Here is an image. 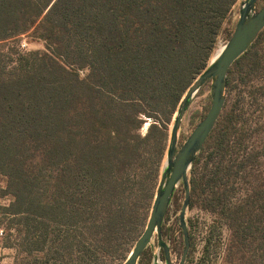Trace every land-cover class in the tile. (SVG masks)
<instances>
[{
  "label": "trees",
  "instance_id": "16d2710c",
  "mask_svg": "<svg viewBox=\"0 0 264 264\" xmlns=\"http://www.w3.org/2000/svg\"><path fill=\"white\" fill-rule=\"evenodd\" d=\"M236 2L0 0V43L28 34L46 45L15 51L13 66L0 59V178L12 198L0 204V225L15 231L8 245L35 254L49 245L60 264H71L75 248L92 263L115 257L153 198L167 123ZM263 35L236 61L238 74L230 71L227 106L191 175V193L202 191L229 229L222 264H264V177L256 174L264 145L246 150L243 106L258 98L245 93L242 113L231 99L238 85L264 91L253 86ZM144 116L163 118L162 130L153 124L142 136ZM237 183L248 195L239 206L231 202Z\"/></svg>",
  "mask_w": 264,
  "mask_h": 264
},
{
  "label": "rangeland",
  "instance_id": "374dc122",
  "mask_svg": "<svg viewBox=\"0 0 264 264\" xmlns=\"http://www.w3.org/2000/svg\"><path fill=\"white\" fill-rule=\"evenodd\" d=\"M246 0H237L233 7V12L229 16V19L222 27L217 42L211 58L209 59L208 65L214 60L217 52L220 48H224L227 42L230 40L233 32L235 30L237 21L240 17V10L243 2ZM264 7V0H258L257 11ZM264 31V30H263ZM262 31V32H263ZM263 43L261 45V52L264 54V35ZM24 45V47H23ZM254 45V44H253ZM252 45V46H253ZM252 48V47H251ZM250 48V49H251ZM46 49V45L43 41L35 40L27 35L21 36L17 41L9 43H0V59L5 63L10 64V66L16 65V60L18 55L13 54L18 51L20 54L32 52V51H43ZM249 49V50H250ZM260 50V47L258 48ZM261 70L257 72L254 77V88L261 87L264 85V58ZM236 63V62H235ZM232 66L230 69L234 71L233 75L236 76L241 67V63ZM207 65V66H208ZM82 77L86 75V71H79ZM230 73V72H229ZM229 76V75H228ZM198 77V76H197ZM241 86L238 85L231 95L232 101L238 100L239 112L242 113L241 100L245 96V93L255 95L258 100L253 103V98L246 97L244 106L245 117L247 118L246 124L248 129L247 134V151L254 153L263 148V132H264V91H247L248 88H243L241 91ZM184 96V94H183ZM182 96V97H183ZM182 99V98H181ZM229 99V88L227 87V101ZM181 101V100H180ZM180 103V102H179ZM225 104V108L226 105ZM212 105L211 97V82L205 84L201 90L194 96L187 113L183 119L180 131H179V142L178 149L186 142L189 136L193 133L195 128L199 123L207 116ZM179 106V104H178ZM178 106L172 115L170 122L167 123V141L165 144V157L161 165V171L158 178L155 181V186L153 188V198L149 203H146L139 209L138 219L132 229V232L125 239L123 245L121 246L119 252L115 257H105L99 254V260L92 263L91 259L81 260L83 253L78 252V248L73 251V256L70 257L71 264H124L133 248L136 245L137 240L140 238L144 232L154 203V199L157 193V189L161 180L163 169L166 165V154L169 145V138L171 133L172 124L178 110ZM224 108V110H225ZM223 110V113H224ZM222 113V115H223ZM221 115V116H222ZM144 124L140 130L142 136H145L153 124L158 125V128L162 130L164 123L163 118L146 117L144 116ZM221 118V117H220ZM220 121V119H219ZM218 121V122H219ZM218 124V123H217ZM217 126V125H216ZM216 128V127H215ZM209 140V139H208ZM207 143V142H206ZM203 150V149H202ZM202 152V151H201ZM200 152V154H201ZM246 153V152H245ZM199 154V155H200ZM237 154H240L237 151ZM241 153L238 156H242ZM261 173L256 174L263 178L264 177V159L260 161ZM194 165V164H193ZM192 169L189 172V180L191 185V175ZM242 170V169H239ZM238 170V171H239ZM255 176V174H254ZM232 186V185H230ZM235 190H233V197L231 202L235 206L241 205L247 199L246 191H243V185L235 184ZM6 189V179L0 178V204L7 205L11 202V196L6 195L4 190ZM205 194L202 191H198L194 195L191 193L190 205L186 211L185 219L188 226V231L190 235L191 245L188 256L186 258L185 264H222L224 255L226 253L227 239L229 237V229L226 224L221 221L220 217L215 213L211 212L210 209H206L205 205ZM185 200V190L183 185H179L171 203V206L165 217L160 236L155 233L150 245L143 252L138 260L137 264H166V258L164 249L161 243L167 244L170 249V256L172 264H179L183 250H184V235L180 225V213L182 205ZM246 210V209H245ZM15 231H9L6 225H0V264H60V261L54 260L51 257L54 256L53 252L50 250L49 245L46 249L35 254L32 252H27L23 250L16 249L8 245V239L10 235L14 237ZM15 238V237H14Z\"/></svg>",
  "mask_w": 264,
  "mask_h": 264
},
{
  "label": "water",
  "instance_id": "95a60500",
  "mask_svg": "<svg viewBox=\"0 0 264 264\" xmlns=\"http://www.w3.org/2000/svg\"><path fill=\"white\" fill-rule=\"evenodd\" d=\"M257 3L258 0L243 2L233 35L224 46L223 51L194 80L182 97L172 124L166 165L162 172L147 226L124 264H137L143 252L150 245L155 233L160 236L165 217L179 185H183L185 190V200L179 217L184 235V250L179 264H185L191 245L185 219L191 201L189 172L214 131L225 108L230 69L252 47L264 30V7L257 11ZM208 82H211V108L207 116L177 151L179 131L187 110L194 96ZM161 246L164 249L166 264H172L169 247L165 243H161Z\"/></svg>",
  "mask_w": 264,
  "mask_h": 264
},
{
  "label": "bare ground",
  "instance_id": "6f19581e",
  "mask_svg": "<svg viewBox=\"0 0 264 264\" xmlns=\"http://www.w3.org/2000/svg\"><path fill=\"white\" fill-rule=\"evenodd\" d=\"M222 51H223V48H220L219 51L217 52L215 58H217L221 54Z\"/></svg>",
  "mask_w": 264,
  "mask_h": 264
},
{
  "label": "built area",
  "instance_id": "2783aa9c",
  "mask_svg": "<svg viewBox=\"0 0 264 264\" xmlns=\"http://www.w3.org/2000/svg\"><path fill=\"white\" fill-rule=\"evenodd\" d=\"M23 47H24V45H23Z\"/></svg>",
  "mask_w": 264,
  "mask_h": 264
}]
</instances>
